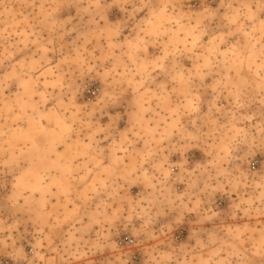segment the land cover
Segmentation results:
<instances>
[{"label": "clouds", "instance_id": "obj_1", "mask_svg": "<svg viewBox=\"0 0 264 264\" xmlns=\"http://www.w3.org/2000/svg\"><path fill=\"white\" fill-rule=\"evenodd\" d=\"M0 264H264V0H0Z\"/></svg>", "mask_w": 264, "mask_h": 264}, {"label": "rangeland", "instance_id": "obj_2", "mask_svg": "<svg viewBox=\"0 0 264 264\" xmlns=\"http://www.w3.org/2000/svg\"><path fill=\"white\" fill-rule=\"evenodd\" d=\"M134 192L136 191V189L133 190Z\"/></svg>", "mask_w": 264, "mask_h": 264}]
</instances>
